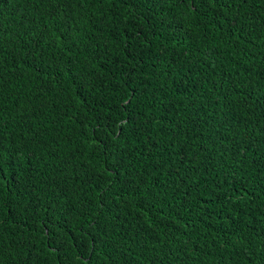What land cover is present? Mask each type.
<instances>
[{
	"label": "trees",
	"instance_id": "16d2710c",
	"mask_svg": "<svg viewBox=\"0 0 264 264\" xmlns=\"http://www.w3.org/2000/svg\"><path fill=\"white\" fill-rule=\"evenodd\" d=\"M0 264H264V0H0Z\"/></svg>",
	"mask_w": 264,
	"mask_h": 264
}]
</instances>
